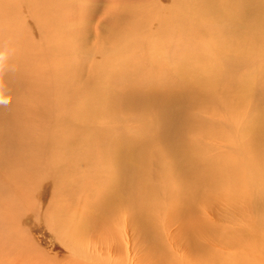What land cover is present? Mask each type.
I'll return each mask as SVG.
<instances>
[{
	"label": "bare ground",
	"instance_id": "1",
	"mask_svg": "<svg viewBox=\"0 0 264 264\" xmlns=\"http://www.w3.org/2000/svg\"><path fill=\"white\" fill-rule=\"evenodd\" d=\"M95 1L0 0V264H122L113 249L124 261L135 259L131 238L168 252L177 244V228L164 242L159 216L170 200L199 251L192 239L199 226L190 213L209 179L219 177L224 186L219 182L215 197L227 206L251 200L264 218V157H253L264 153V0ZM232 51L229 59L219 54ZM205 62L216 69H190ZM169 63L177 70L166 69ZM142 67H152L157 80H144ZM110 86L122 100L155 105L157 125L132 135L134 126L115 129L120 121L111 112L122 100L108 92ZM153 132L172 141L170 163L154 146L145 160L142 140ZM187 150L198 154L185 160L178 152ZM51 183L67 204H55V214L51 204L46 225L69 250L66 260L22 240L28 237L26 191ZM82 201L79 221L66 222V208ZM111 216L118 219L90 234ZM200 232L204 236L205 227ZM230 239L240 253L225 254L222 264H264V239Z\"/></svg>",
	"mask_w": 264,
	"mask_h": 264
},
{
	"label": "rangeland",
	"instance_id": "2",
	"mask_svg": "<svg viewBox=\"0 0 264 264\" xmlns=\"http://www.w3.org/2000/svg\"><path fill=\"white\" fill-rule=\"evenodd\" d=\"M80 1L84 2L85 0H80ZM90 1H92V2H90ZM164 1H167V0H164ZM94 2L96 3L95 0H86L84 2V6L93 5ZM90 3H92V4H90ZM81 26H83V25H81ZM32 27H33L32 28L33 31L31 29V32L34 33L35 26L32 25ZM219 54L221 55L222 58L229 59V58H231V57H229V55H233L234 51L230 52L229 54H225V53H219ZM218 58L221 59L220 57H218ZM263 62H264V59H263ZM167 68H172L173 70H177L176 67L170 63L166 64V69ZM190 69H192L193 72H202V71L206 72V71L215 70L216 66L214 64L210 65L207 62H205L204 66L193 65ZM186 70H188V68H186ZM154 71L155 70L152 67H142L143 79L149 80V81L157 80L156 78L153 77ZM117 79L119 81H121L122 78L119 76V77H117ZM135 79L138 80L139 78L135 77ZM81 82H84L83 78H82ZM175 82L176 81H172L171 83H175ZM136 87H139V85ZM173 88H175L174 85H173ZM108 92L111 95L122 100V97L119 95V93L117 92V89L115 87L110 86L108 89ZM230 92L232 95H235L234 86L232 88H230ZM164 98L167 99V97L161 95V97L159 99L163 102L165 100ZM237 102L238 101L236 100L235 103L237 104ZM173 105H174V103L172 104V106ZM29 106L31 108H34V105H29ZM131 107H133L134 110L130 109ZM176 109L180 110V103L179 102H177V104H176ZM202 110H205V108L199 109L196 111L194 110L193 112L199 113ZM111 114H118V119L120 121L119 124H117L115 126V129L117 127L127 128L129 126H134L133 129L130 131L131 135L133 133L138 132L139 130L144 129V128H145V130H147V126H149V125L156 126L158 123V122H156L157 121L156 106L155 105L153 106L149 103L136 101V100H130V101L122 100L119 105L113 107ZM186 117H187V114H186ZM186 117H185V119H186ZM185 119L183 121H185ZM105 120L106 119H104L102 121H105ZM99 121H101V120H99ZM200 128H201L200 132L203 131V134H205V128L204 127H200ZM142 141L147 142V144H148V146L146 147V151L144 152V158L147 161V163H148L147 152H148L149 148H151L153 146L157 147L159 152H161L165 155L164 158H162L163 159L162 161L164 164H167V162L170 163L172 161L171 149H172L173 143L169 138L159 137L156 133L153 132L152 134H150L149 136L144 138ZM220 149H217L216 151L212 152L210 155L213 157V155L217 154ZM166 152L168 153L167 154L168 156H166V154H165ZM258 152H256V155L253 154V157L254 156H260L261 158L264 157V153H262L261 151H258ZM97 153H99L98 150H97ZM178 153H179V156L184 155L183 159H185V160H190L192 158V155L198 154V152H196L194 150L193 151L187 150V152H185V154H183V152H178ZM258 170H259L258 173L260 174V171H261L260 167H259V169L257 168V171ZM166 171L171 175L172 184L174 186L175 182L173 180V174H172V172H170L171 170H168V168H167ZM187 175L192 177V176L197 175V173L189 172ZM11 177H13V176L11 175ZM90 182H91V180H90ZM219 182L221 185H223L220 177H219ZM219 182H215L213 179H209V184L205 186V190L203 187L202 188L203 192L202 191L199 192L198 193L199 195L196 197L198 199V201L196 202V205L198 202L199 203L201 202V203L200 204L198 203L197 207L195 206V211L193 212V214L188 212V213H190V218L192 219V220L190 219L191 220L190 222L192 223V225L193 226H195V225L199 226V229H197V233H194L193 237H192V239H195L194 242L199 246V251H197L198 248H195L192 244L189 243L190 240L186 236V231H184L183 229L181 230V228L185 226V220H183L180 217H177L174 214L175 208L173 209V207L175 205V202H174L175 200L174 201L170 200L169 202L166 203V206H168V208L166 210L162 211V213L159 216V221H161L159 223H160V225H162V227L160 226V229L166 231L164 239H163L164 242H168V240H166V239L168 238L169 229L171 228V230H172L173 228H177V234L175 236V239H176L175 242L177 243L176 244L177 246L175 245L174 248L173 249L171 248L172 250L170 249L168 252H165V251L161 252V251H156L152 247L148 246L147 243H145L142 240H138L136 242L135 238H131L132 240L134 239L133 242L136 244V247H134V243H133V252H132L133 253L132 257H134L135 259H132L130 261H127V260L124 261L118 257L119 255L113 249L112 257H113L114 261H117V260L120 262L122 261V264H202L203 259H204L205 264H222V262H223L222 259H223V256L225 254H227L228 258L231 259V258H235V255H239V253H240V251H238V250H240L239 246H234L232 243L229 244L228 242H226V241H228L227 237H231L230 240H232V238H233V240H235V241L236 240L237 241H247V240L254 241L257 239H264V228L262 227V225L264 224V218L259 216L258 207L251 200H249V202H251V203H238V204L233 205V206H229V205L227 206L225 204L226 202L222 201L221 196L215 197L216 191H219L217 189L219 187ZM35 184L38 185L37 182H35ZM49 186L50 187L52 186V187L50 188ZM223 186H221V187L223 188ZM34 187H35V185L33 184L32 188H30V190H27L26 191L27 194H25V202H24V206L22 208V212L29 215L28 220L25 222L26 224L24 223L25 227L27 228V231H28V234L25 236H28V237H27V239H26V237H23L22 240H24V241L27 240V242H29V241L33 242L34 241L33 243L38 248L40 253H41V251L44 254L47 252L45 254L46 256L48 255L49 257L55 258L58 260H62V259L66 260V256L68 255L67 252L69 250L66 249L67 247L65 246V244L62 241H60L55 236V234L50 229L47 228V225H46L47 224L46 222L49 220L48 218L52 216L51 208H50L51 204L54 203L52 205V211H53V208L55 209V206H56L55 204L59 205L60 207H62V205L65 207L67 204L66 199H64L63 197H61L57 193L55 194L54 189H53L54 185L52 183L47 185V188L46 189L44 188V190H43V188L39 189L38 192L36 190H35L36 192L33 191ZM222 188H221V190H222ZM92 189L96 190V188H92ZM171 189H172V187H171ZM52 191H53L54 195L52 194ZM222 193L225 194L224 191H222ZM92 194H93V192H92ZM181 198L182 197H180L179 199H181ZM10 199L14 203L15 198H10ZM32 199H33V201H30ZM62 200H65V201H62ZM83 200L85 201L84 198H83ZM40 201L43 205L40 203ZM84 201H82V203H81V205H79V207L75 203L74 206H73V204L72 205L70 204L69 207L66 208L67 212H68V214L66 216L68 219L66 220V222H69L70 220H71V222L72 221H76V222L79 221L78 219H80L82 217L81 211H83V212L85 211L86 202H84ZM206 202L209 206L206 205ZM61 203H62V205H61ZM202 203L205 205H203ZM3 204H4V202L1 201L0 206H2ZM34 205L37 207H35ZM38 205L40 206V208ZM200 206H202V208ZM73 207L74 208L78 207L81 210L75 214H72L73 211H75V210H73L74 209ZM170 207H172V208H170ZM25 209H26V211H25ZM30 210H33L32 211L33 214L31 212H29ZM35 210L39 214L38 213L36 214ZM55 210H54L53 214H55V212H57V213L59 212L58 208H56ZM68 210H70V211H68ZM200 210H201V212L202 211L203 212L205 211V212L201 213V212H199ZM169 211H171V212H169ZM44 213L45 214L48 213L50 215L49 216H48V214L43 215ZM70 215L71 216L73 215V216L71 217ZM31 216L33 217V220L35 218L34 221L32 220ZM79 216H81V217H79ZM200 216L201 217L205 216V217L201 218ZM162 217H163V219H162ZM37 218H39V219H37ZM112 218H113V216H111V218L106 222L98 223V224L94 225L90 234L94 235L98 232L101 233V230H103L110 223V221L118 219V218H113V219ZM66 224L67 225H65V226H68L69 223H66ZM164 226H165V228H163ZM204 227H205V235L201 236L200 230ZM29 230H30V232H29ZM62 230H64V228H62ZM61 234H63V233H61ZM45 235L47 237H45ZM183 236H185V237H183ZM25 243H26V241H25ZM200 243H202V244H200ZM187 246H189L190 248H193L190 252L188 251V253H186V247ZM88 247H89V245L87 244V248ZM36 249L33 251H36ZM124 249H125L124 256L127 258L128 254H127L125 246H124ZM17 250L18 249H14L12 251V257L15 261H17L18 255H19V252ZM231 250H233V251H231ZM223 251H224V253H223ZM234 252H237V253H234ZM203 254H204V256H203ZM187 255H190L189 256L190 258H188ZM171 257L174 258V260L178 259L177 262L176 261L173 262ZM23 261H26V260L25 259L21 260V263ZM64 262H67V261H64ZM27 264H32V263L30 261H27Z\"/></svg>",
	"mask_w": 264,
	"mask_h": 264
}]
</instances>
